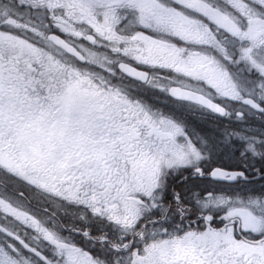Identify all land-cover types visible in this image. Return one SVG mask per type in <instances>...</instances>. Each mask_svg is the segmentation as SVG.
<instances>
[{
    "label": "snow or ice",
    "instance_id": "obj_1",
    "mask_svg": "<svg viewBox=\"0 0 264 264\" xmlns=\"http://www.w3.org/2000/svg\"><path fill=\"white\" fill-rule=\"evenodd\" d=\"M0 264H264V0H0Z\"/></svg>",
    "mask_w": 264,
    "mask_h": 264
}]
</instances>
